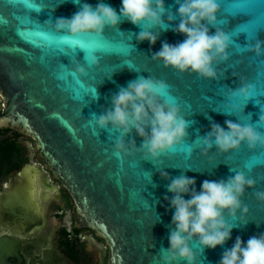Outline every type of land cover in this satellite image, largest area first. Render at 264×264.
<instances>
[{
    "label": "water",
    "instance_id": "95a60500",
    "mask_svg": "<svg viewBox=\"0 0 264 264\" xmlns=\"http://www.w3.org/2000/svg\"><path fill=\"white\" fill-rule=\"evenodd\" d=\"M99 2L0 0V147L26 138L42 167L27 164L16 173V179L0 196V221L13 224L22 220L24 230L34 224L40 214L31 178H43L46 172L69 200L74 229L87 230L103 242L106 264H160L159 253L170 247L168 238L174 227V209L164 199L173 195L167 191L170 181L161 178L160 170L173 178H195L197 190L204 180H226L242 171L257 181L256 188L248 189L243 197L249 207V222L244 225L239 219L229 220L236 224L232 238L215 250L202 248L197 240L191 243L196 264H219L236 237L246 243L264 233V203L253 195L264 191V148L251 151L244 145L229 154L215 153L213 148L215 154L206 157L197 144L202 147L200 137L210 130L212 122L227 129L226 120L256 124L264 116V57L244 50L256 38L264 41V0H217L220 14L216 27L228 32L234 41L229 50L231 59L218 65L223 73L219 81L180 73L151 59L163 42L176 44L185 39L171 28L153 29L160 31L153 46L138 41L135 35L148 25L137 27L124 21L118 29L107 27L103 36L72 38L46 23L71 18L84 3L96 6ZM103 2L118 12L122 6V0ZM165 2L177 11L175 0ZM210 29L214 34L215 28ZM92 56L97 64L91 63ZM77 65L84 66L87 75L77 73ZM141 75L167 81L190 122L189 137L184 145L158 160H145L142 154L121 160L113 155L119 133L97 128L93 114L99 116L112 107V96ZM241 78L253 83L256 92L249 101L243 97L231 101L241 108L234 111L227 107V93L229 88L240 86ZM95 89L98 99H93ZM126 139L142 144L134 129ZM18 250L17 241L1 239L0 264H6L8 258L19 260Z\"/></svg>",
    "mask_w": 264,
    "mask_h": 264
},
{
    "label": "clouds",
    "instance_id": "9594fccd",
    "mask_svg": "<svg viewBox=\"0 0 264 264\" xmlns=\"http://www.w3.org/2000/svg\"><path fill=\"white\" fill-rule=\"evenodd\" d=\"M177 11L171 10L165 0H122L119 12L103 0L96 6L84 3L71 18H58L55 23H46L58 33H65L72 38L87 37L95 34L103 36L105 29H118L128 21L137 27L148 25L136 35L140 42L148 41L155 45L160 31L169 30L183 35L185 39L176 44L163 42L158 52H153L151 59L163 64L165 68L180 73L194 74L200 78L219 81L223 73L218 65L231 59L230 48L234 41L232 36L217 28L220 5L217 0H175ZM177 15L179 23H176ZM166 17V19H165ZM211 27L215 28L213 34ZM244 50L256 57H264V41L255 39ZM91 63L97 64L95 56ZM130 70H133L130 66ZM76 72L87 75L86 68L77 65ZM167 81L149 76H139L129 81L127 87H121L112 96L111 105L99 116L93 114L95 125L99 129H113L119 133L113 143V155L118 159L142 154L145 160H158L162 155L173 152L184 145L189 137L191 126L181 105L171 95ZM256 86L244 78L240 86L228 89L227 107L239 111V105L231 101L241 97L245 101L253 99ZM93 99H98L97 89ZM232 115L231 112L227 113ZM210 119V118H209ZM227 129L219 123L212 122L210 130L200 137L202 155L238 152L244 145L255 151L264 148V116L258 123H241L226 120ZM133 129L142 139L137 145L135 139L128 141ZM215 148V153L212 149ZM191 149L189 150V155ZM191 170V169H189ZM232 171V170H231ZM160 176L170 181L167 191L172 197L164 199L174 209L173 229L169 235V248H162L159 253L160 264H196V256L191 243L197 240L202 248L223 247L231 238L236 224L229 220L239 219L246 225L249 207L243 202L248 189H255L257 181L244 172H235L226 180H204L201 189H196L197 181L187 175L171 177L167 171L160 170ZM254 198L264 203V191H255ZM190 196V199H185ZM154 246V245H153ZM219 264H264V233L250 237L247 242L236 237L231 248L226 249Z\"/></svg>",
    "mask_w": 264,
    "mask_h": 264
},
{
    "label": "flooded vegetation",
    "instance_id": "af4514ba",
    "mask_svg": "<svg viewBox=\"0 0 264 264\" xmlns=\"http://www.w3.org/2000/svg\"><path fill=\"white\" fill-rule=\"evenodd\" d=\"M1 104V103H0ZM19 146L18 151L0 155V196L8 190L16 173L25 165L42 169L36 162L31 142L26 138L10 140ZM6 156V157H5ZM4 158V159H3ZM23 180V178H19ZM34 204L39 206V218L24 230L25 224L0 221V240L18 242V258H8L6 264H106V248L87 230H75L69 200L59 184L46 172L43 178H31ZM42 198H45L43 203ZM18 231V234H14ZM76 238L75 251L65 245L68 237Z\"/></svg>",
    "mask_w": 264,
    "mask_h": 264
},
{
    "label": "trees",
    "instance_id": "16d2710c",
    "mask_svg": "<svg viewBox=\"0 0 264 264\" xmlns=\"http://www.w3.org/2000/svg\"><path fill=\"white\" fill-rule=\"evenodd\" d=\"M19 150V146L16 145L14 142H6L5 144H3L1 147H0V155H4V152H8L10 153L11 151H18ZM6 157V156H5ZM4 159V158H3ZM64 235L67 238V240H65V245L69 247V249L73 252L75 251V248H76V242H77V239L76 238H71L68 236V234L66 232H64Z\"/></svg>",
    "mask_w": 264,
    "mask_h": 264
}]
</instances>
